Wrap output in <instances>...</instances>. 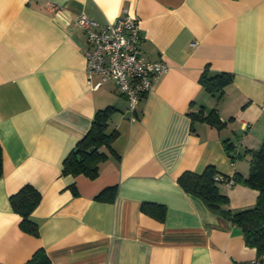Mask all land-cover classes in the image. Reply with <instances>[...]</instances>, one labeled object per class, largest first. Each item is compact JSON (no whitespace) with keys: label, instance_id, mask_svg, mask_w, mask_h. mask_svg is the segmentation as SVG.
I'll return each mask as SVG.
<instances>
[{"label":"crops","instance_id":"crops-1","mask_svg":"<svg viewBox=\"0 0 264 264\" xmlns=\"http://www.w3.org/2000/svg\"><path fill=\"white\" fill-rule=\"evenodd\" d=\"M84 13L99 25L134 16L140 52L167 71L134 112L115 81L87 82ZM229 72L222 95L199 82L204 67ZM99 75H93L96 83ZM116 110L113 153L98 175L63 174L62 161L87 132L96 110ZM203 106L223 126L192 120ZM131 115L135 118L132 120ZM234 147L232 159L224 149ZM264 140V0H0V263L24 264L43 248L52 264H237L256 256L223 211L210 210L177 181L208 165L246 175ZM32 184L38 235L19 228L9 195ZM115 187L112 200L97 199ZM75 192L74 193V189ZM236 212L257 191L221 183ZM166 206L164 220L141 210Z\"/></svg>","mask_w":264,"mask_h":264},{"label":"trees","instance_id":"trees-1","mask_svg":"<svg viewBox=\"0 0 264 264\" xmlns=\"http://www.w3.org/2000/svg\"><path fill=\"white\" fill-rule=\"evenodd\" d=\"M233 74L229 72H210L205 66L199 76V82L210 94L217 93L220 97L226 85L230 84ZM116 110L111 105L95 111L87 132L76 142L62 161L63 174H83L89 178L98 175L100 164L107 159V150L113 153L112 141L118 132L108 127V121ZM192 120L207 122L218 128L224 122L220 120L215 109L205 112L203 106L196 113H191ZM224 149L234 159V147L227 139L223 140ZM243 155L249 156V169L246 175L235 172L232 176L224 175L211 164H208L201 173L185 170L177 177L178 183L188 192L196 195L210 210L223 211L232 223L237 225L243 234L246 245L254 247L256 256L264 254V140L256 149H245ZM2 174V154L0 148V176ZM232 180L255 189L257 193L255 204L236 212L225 210L229 203L226 194L220 191V184ZM74 189V188H73ZM115 187L103 189L97 199L112 200L115 196ZM74 193L75 189H74ZM12 210L20 216L19 228L31 235H38L37 222L31 214L41 199V193L32 184L22 185L16 192L9 195ZM141 210L150 213L159 220L166 216V206L158 203L143 202ZM2 264V263H0ZM24 264H52L43 248L37 249Z\"/></svg>","mask_w":264,"mask_h":264},{"label":"built area","instance_id":"built-area-1","mask_svg":"<svg viewBox=\"0 0 264 264\" xmlns=\"http://www.w3.org/2000/svg\"><path fill=\"white\" fill-rule=\"evenodd\" d=\"M75 22L86 34L87 49L84 58L88 84L95 89L108 78L113 79L127 99L128 110L134 112L140 99L167 71V64L162 60H148L140 52L138 43L141 32L134 16L123 14L105 25H99L80 13ZM93 75L100 77L94 84L91 83ZM134 118L131 115V119ZM232 183L229 180L225 184ZM237 264H264V254Z\"/></svg>","mask_w":264,"mask_h":264},{"label":"rangeland","instance_id":"rangeland-1","mask_svg":"<svg viewBox=\"0 0 264 264\" xmlns=\"http://www.w3.org/2000/svg\"><path fill=\"white\" fill-rule=\"evenodd\" d=\"M259 147V146H258Z\"/></svg>","mask_w":264,"mask_h":264}]
</instances>
